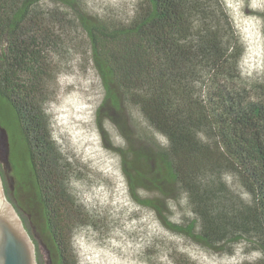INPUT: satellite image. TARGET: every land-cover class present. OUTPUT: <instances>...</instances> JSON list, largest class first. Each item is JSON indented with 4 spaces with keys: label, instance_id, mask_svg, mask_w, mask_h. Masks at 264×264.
I'll list each match as a JSON object with an SVG mask.
<instances>
[{
    "label": "trees",
    "instance_id": "16d2710c",
    "mask_svg": "<svg viewBox=\"0 0 264 264\" xmlns=\"http://www.w3.org/2000/svg\"><path fill=\"white\" fill-rule=\"evenodd\" d=\"M45 1L0 0V101L23 140L25 167L13 172L15 198L32 193L19 204L27 212L36 204L51 263L77 264L72 238L89 215L70 186V165L46 113V84L54 72L44 52L54 34L40 8ZM50 1L78 10L105 90L96 120L106 145L121 158L132 199L153 210L168 230L209 249L234 254V246L246 241L258 257L237 264H264V82L252 86L256 96L233 85L243 79L245 45L223 1L137 0L127 20L91 15L86 0ZM123 103L135 105L164 141L138 144L130 123L105 109L121 112ZM103 116L127 145L113 143ZM8 162L13 168L11 157ZM225 171L247 198L230 193L221 179ZM212 172L218 179L206 180ZM172 185L189 196L192 218H171ZM172 258L195 264L177 251Z\"/></svg>",
    "mask_w": 264,
    "mask_h": 264
},
{
    "label": "rangeland",
    "instance_id": "374dc122",
    "mask_svg": "<svg viewBox=\"0 0 264 264\" xmlns=\"http://www.w3.org/2000/svg\"><path fill=\"white\" fill-rule=\"evenodd\" d=\"M222 1L245 45L241 61L243 79H234L233 85L244 86L249 96H256L252 86L264 82V15L261 14L264 0ZM136 3L137 0H86V9L94 16L127 20L133 15ZM208 5L217 7L215 3ZM40 8L54 34V41L44 52L54 72L46 84V113L55 142L70 165V186L89 215L72 238L77 264H174V251L188 255L195 264H237L258 257L257 250L246 241L234 246V254L204 247L168 230L153 210L132 199L121 158L106 145L96 120V108L105 90L91 62L89 39L80 24L78 10L50 0L41 3ZM105 109L130 123V131L138 144L148 145L152 137L164 141L135 105L123 103L121 112L111 107ZM103 117L113 143L127 145L128 139L114 122ZM10 157L14 170L8 162ZM24 163L21 134L11 112L0 101V165L5 172H1L4 183L15 185L13 172L24 170ZM16 177L23 181L19 175ZM205 179L217 180L218 176L212 172ZM221 179L230 187L231 194L239 192L247 198L228 171ZM171 187L167 190L171 218L176 222L182 221L184 215L192 218L189 196L187 200L181 187ZM15 190L13 193L18 196ZM31 197L32 193L23 192L15 199L23 205ZM29 209L30 212L26 209L23 212L29 219L32 237L39 241L37 253L45 264H50L48 236L39 225L36 204Z\"/></svg>",
    "mask_w": 264,
    "mask_h": 264
},
{
    "label": "water",
    "instance_id": "95a60500",
    "mask_svg": "<svg viewBox=\"0 0 264 264\" xmlns=\"http://www.w3.org/2000/svg\"><path fill=\"white\" fill-rule=\"evenodd\" d=\"M0 264H40L37 244L10 200L0 171Z\"/></svg>",
    "mask_w": 264,
    "mask_h": 264
},
{
    "label": "flooded vegetation",
    "instance_id": "af4514ba",
    "mask_svg": "<svg viewBox=\"0 0 264 264\" xmlns=\"http://www.w3.org/2000/svg\"><path fill=\"white\" fill-rule=\"evenodd\" d=\"M0 170H1V172H2L3 174L5 173L4 170H3V168L1 167V165H0ZM7 183H8V182H7ZM8 190H9L10 193L13 195V200H14L15 204H16V203L18 204V207H19L20 212L23 213L22 216H23V219H24V222H25V225H26V224H27V223H26V214L24 213L25 211L22 209V207L20 206L19 202H17L18 200L15 199V197H14L15 194L13 193V192H14V187H13V185H10V184L8 183ZM16 200H17V201H16ZM23 211H24V212H23ZM26 226H28V229L30 228L29 231H32L29 223H28V225H26ZM48 251H49V254H50V250H49V249H48ZM38 259H39L40 264H45V263L43 262V259L41 258V255H40L39 252H38ZM50 264H52V263H51V260H50Z\"/></svg>",
    "mask_w": 264,
    "mask_h": 264
}]
</instances>
